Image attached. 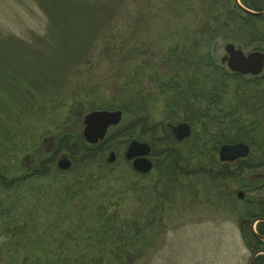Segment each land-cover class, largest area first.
I'll use <instances>...</instances> for the list:
<instances>
[{"label": "rangeland", "instance_id": "1", "mask_svg": "<svg viewBox=\"0 0 264 264\" xmlns=\"http://www.w3.org/2000/svg\"><path fill=\"white\" fill-rule=\"evenodd\" d=\"M41 1L0 0V169L9 180L25 179L23 187L8 186L3 195L12 202L0 214V264H245L247 252L237 218L230 211L223 214L218 203L207 204L201 181L185 175L159 200L154 188L157 171L152 169L143 178L123 159L128 139L107 144L103 160L109 158L110 149L116 160L99 174L94 163L83 172L78 167L80 156L60 141L65 135L72 141L82 139L87 113L118 109L105 107L120 103L121 90L113 84L117 80L129 82L124 94L131 102L150 100L154 123L161 122L166 104L155 75L182 85L190 79L209 89L217 81L214 66L219 67L226 43L259 45L254 25L229 13L233 0H125L121 16L115 19L120 28L106 36L111 45L112 36L121 38L124 48L105 55L106 38L94 43L93 36L89 58L75 60L74 56V67L68 68L75 70L65 76L62 67L69 65L67 53L76 55L83 49L96 15L80 14L77 21L59 17L56 37L64 43L36 61L29 49L46 35L50 23ZM80 1L84 0L74 2ZM80 30L81 39L75 36ZM37 44L44 53L41 42ZM138 49L144 54L129 62L130 53ZM85 61H90L86 67ZM55 67L64 73L63 85L39 80L31 87L25 79H60ZM81 67L89 73L78 75ZM139 67L145 72L139 73ZM103 77L112 83L103 94L80 89L86 82L95 86ZM223 84L216 108L211 107L209 91L195 106H208L210 115L218 118L238 92L259 88L241 79ZM121 125L109 129L106 138ZM193 128V135L205 130L202 123ZM151 136L148 133L145 138ZM62 157L70 168L60 171L57 164ZM80 173L89 180L81 182L82 194L76 192L70 198L68 188ZM106 214H111L113 230L124 235L115 239L100 234ZM121 225L130 229L122 231Z\"/></svg>", "mask_w": 264, "mask_h": 264}, {"label": "flooded vegetation", "instance_id": "2", "mask_svg": "<svg viewBox=\"0 0 264 264\" xmlns=\"http://www.w3.org/2000/svg\"><path fill=\"white\" fill-rule=\"evenodd\" d=\"M238 2L247 10L264 13V0H238ZM231 8L229 10L231 15L236 14L246 24L252 23L254 25L255 32L253 34L259 41V45L255 47L251 45L250 47L244 45L236 47L234 45L235 49L240 50L244 56H248L253 52L264 53V14L260 16L248 14L238 8L235 3H233ZM255 23L260 26L256 27ZM223 51L224 55L219 60V67L223 70V83L225 80L241 79L250 83H257L252 85H258L259 88L251 92H238L235 95L237 97H234V101L229 102L231 104H226L221 109L220 124L206 125L204 129L208 133L203 141H199L202 144H198V141H195L198 144L196 146H193L190 138H201L203 134L193 135L195 128L188 125V123L166 124L168 143L162 148L154 144V141H150L154 137L146 139L149 129L146 125L141 127L143 138L140 140L130 139L125 151L132 140L146 144L148 153L142 158L151 164L149 172L139 173L133 170V160H126L124 157L125 152L123 159L125 162L130 163L129 167L133 172L139 173L143 178L152 169L157 168L158 163L163 159V151L173 154L174 160L178 163L179 161L184 163L186 161L190 163L201 162L203 164L201 174L196 175L194 172L195 168H193L187 170V175L192 177L193 180L201 181L202 186L204 185V192L206 191L207 193V204L218 203L219 210L223 214H227V211H230L237 218L235 219L237 231L247 252L245 264H264V75H262L264 65L261 73L256 76L232 72L227 67L225 58L227 53L224 47ZM179 124L188 126V137L178 138L176 136L172 128ZM214 130H218L219 143L212 148L211 144L207 142H209L208 140ZM156 146L159 147L158 151ZM234 146H240L239 155L237 156L226 151L227 147ZM186 147L187 150H185ZM110 150L109 158L110 153H114V159L112 160L114 162L116 154L113 149ZM220 151L222 152V157H220ZM180 152H183V154L179 155ZM62 158L66 159L65 157ZM153 158H157L158 161L153 162ZM108 159H106L107 163H113L108 162ZM211 159H214L217 164L211 163ZM155 182V192L158 191V199L161 200L164 198L165 192L171 191L168 186H172L178 181L168 182L166 187L162 178H157ZM192 182L193 184L198 183L197 181ZM120 227H123V225ZM128 229L125 230L127 231Z\"/></svg>", "mask_w": 264, "mask_h": 264}, {"label": "trees", "instance_id": "3", "mask_svg": "<svg viewBox=\"0 0 264 264\" xmlns=\"http://www.w3.org/2000/svg\"><path fill=\"white\" fill-rule=\"evenodd\" d=\"M75 0H42L40 2L41 9L50 17V23L47 29V33L44 37H41L38 42H41L42 48H44L43 52L39 49L38 42H35L30 47V53L33 60L40 61L41 58L44 56V54L51 50L53 47H57L58 44L64 43L62 40V37L58 39L56 37V32L59 30L58 25L56 24L59 17H62L63 19L67 17L73 18L75 21L79 20L77 15L80 14H95L96 18L95 24L91 25L90 28L92 29L89 34L85 35L84 39V47L81 51H79L76 55L67 53L69 58L65 60V62H69V65H63L62 69L65 71L67 75L68 71L71 74L75 69L71 70L69 68H73L72 58L75 56V60L80 58H89L90 50L88 47L91 45L89 43L90 40H93L92 37L95 36L94 43L98 42L100 38L105 37L107 35L111 34V31L114 29L120 28L119 25H117V22H115V19L119 16L123 11V6L125 3V0H95L93 2H87V1H80V2H74ZM81 33L80 31L75 32V36L79 39H81L78 35ZM64 34L62 26H61V36ZM114 44L111 45L112 41H108V38H106L107 43L105 44V55H111L113 52L119 51L121 47L124 48V44H121V38L118 39L115 36H112ZM120 43V44H119ZM81 44V43H80ZM21 46H23L21 44ZM146 46V44H144ZM144 53L138 49L133 50L132 53H130V59H128L129 62L135 63L140 55H143ZM90 61H85L84 64L85 67L89 64ZM213 64V62H211ZM54 65L49 66L52 68ZM69 67V68H68ZM77 67H80L77 66ZM85 67H81V71L78 73V75H81L83 73H89V72H83ZM68 68V69H67ZM76 68V67H75ZM215 69H217V81H213L211 83V86L209 89L206 88L204 83L197 84L193 80L191 82L190 79H188L184 85L180 84L176 80H169L164 81L159 76L155 75V80L158 81L157 87L160 91L159 95L165 97V107L162 111L163 118L162 121L159 123H154L153 116H152V108L151 104H153L150 100H141V99H134L132 102L129 98H126V95L124 94L125 89L129 86L128 81H124L119 83L118 80L113 83L115 87L119 88L121 90V93L118 95V99L120 100L119 105H105V107L109 108H118L123 112V120L122 125L119 130L115 131L110 135V138L105 139L102 143L96 145V146H88L86 145L82 139H75L72 141L71 137L69 135H65L63 141H60L63 146L70 147L71 153L74 155L80 156V161L78 162V167L81 168V170L84 172L83 169H88L87 165L94 163L96 164V169L99 173L104 172L103 169H105L106 162L103 160L105 158V152L107 149V144L109 141L114 139H136L140 140L143 138V135L141 133V127L146 125L149 127L148 132L152 133L151 137H154L150 141H154V144L158 145L160 148L165 147V145L168 143L167 136H168V130L166 128V124H177L180 122L188 123L190 126H195L198 123H202V126L205 127L206 125H218L220 124V117L214 114L210 115L212 112L211 109L207 106L205 109H201L199 107H196V103L203 100V96L205 92H208L211 94L210 101H211V107L216 108L217 102L219 98V94L223 92L224 84L222 79L223 70L218 67L214 66ZM56 69V67H55ZM58 75L60 76V79L52 78L49 81L44 78H36V77H30L29 79L25 78L27 83H31V87H34V84L36 82L39 83V80L44 82H54L56 85H63L65 76L63 72H60L58 69ZM140 72H145V69H140V67L137 69ZM64 77V78H63ZM63 79V80H62ZM219 79V80H218ZM62 80V81H60ZM219 81V82H218ZM138 82V81H137ZM221 84V87H218V84ZM112 83H108L107 78L104 79L100 78L98 82H96L95 86L90 87L89 83H84V87L80 88L84 90V93H87L91 91V95L95 94H103L106 87H109V85ZM98 92V93H97ZM116 98V97H114ZM130 102V103H129ZM201 120V122H199ZM151 127V128H150ZM208 131L206 129L203 131V137L201 138H190L191 143L193 146H196L199 143V141H203L206 137ZM166 137V138H165ZM198 141V144L195 142ZM209 144H211L212 148L216 147L219 143V136H218V130H214L212 132L211 137L208 140ZM206 143V144H207ZM170 145V144H168ZM3 146V145H1ZM187 150V147L185 148ZM70 152V151H69ZM163 151V159L158 163L157 168L154 170L158 173V178H162L163 182L165 183V187L168 182L174 181V180H180L185 175H187V170L189 166H192V169L195 168V174H201V162L196 163H190L189 161H186L185 163L183 161L176 162L174 159V155L171 153H165ZM183 152H180L179 155H182ZM53 155V153L49 156ZM212 160V159H211ZM214 162V159L211 163ZM213 164H217L214 162ZM78 167L76 169L78 170ZM2 168V167H0ZM53 169V168H52ZM54 170V169H53ZM60 173V171H56ZM81 172V173H83ZM79 174L74 178L75 181H73V184L70 185V188H68L69 197L72 198L73 194H76L78 192L79 194H82L84 192L83 184L81 183L83 180L87 181L89 179H84L82 174ZM34 176V175H33ZM25 179H13L9 180L8 176L5 173L4 169H0V190L2 191L0 193V214L2 212H5L7 205L11 204L12 200L10 201V198L4 199L3 195L4 192H7L8 186L13 188H18L19 186L23 187ZM82 184V185H81ZM169 188H173L174 185L168 186ZM167 187V188H168ZM154 188H156V182L154 184ZM174 189V188H173ZM8 205V207H9ZM110 219L111 214H106L105 217V226L102 228V232L100 233L102 236H110L111 238H115L116 236H122L125 233L119 232L113 230V226L110 225ZM122 231H124L126 228L125 226L118 228ZM116 232V233H115Z\"/></svg>", "mask_w": 264, "mask_h": 264}, {"label": "water", "instance_id": "4", "mask_svg": "<svg viewBox=\"0 0 264 264\" xmlns=\"http://www.w3.org/2000/svg\"><path fill=\"white\" fill-rule=\"evenodd\" d=\"M235 5L243 10L244 12L252 15H263L261 12H253L243 8L238 0H234ZM224 49L227 53V67L232 71L239 73L241 75H259L263 70L264 65V53L253 52L248 56H244L243 53L235 49L233 44H226ZM123 113L121 110H94L87 113L83 117V130L82 138L88 145H96L102 142L107 134L108 129L111 127H116L122 120ZM178 138L188 137L189 128L186 124H179L172 128ZM227 153L234 154V156L239 155L240 146L227 147ZM148 153V147L146 144L139 143L136 140H132L124 154L126 160L132 161V168L139 173H147L151 169V164L142 156ZM220 157H222V152L220 151ZM114 153H110V158L108 162H113ZM59 169H67L69 167V162L65 159L61 160L57 164Z\"/></svg>", "mask_w": 264, "mask_h": 264}]
</instances>
